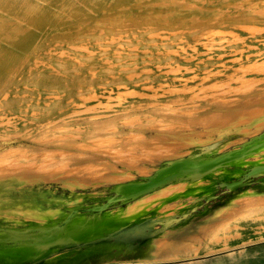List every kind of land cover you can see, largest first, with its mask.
I'll list each match as a JSON object with an SVG mask.
<instances>
[{"label":"rangeland","instance_id":"rangeland-1","mask_svg":"<svg viewBox=\"0 0 264 264\" xmlns=\"http://www.w3.org/2000/svg\"><path fill=\"white\" fill-rule=\"evenodd\" d=\"M263 107L264 0H0V248L57 231L15 264H264ZM191 156L232 174L165 206L117 190ZM107 211L145 217L127 242L67 236Z\"/></svg>","mask_w":264,"mask_h":264},{"label":"bare ground","instance_id":"bare-ground-1","mask_svg":"<svg viewBox=\"0 0 264 264\" xmlns=\"http://www.w3.org/2000/svg\"><path fill=\"white\" fill-rule=\"evenodd\" d=\"M30 6V5H29ZM31 7H32V5H31ZM30 7V8H31ZM255 27V26H254ZM256 30V29H255ZM210 31H208V33H209ZM213 32V31H212ZM257 32V31H256ZM211 33V32H210ZM215 34V33H214ZM206 35V34H205ZM209 36V35H208ZM237 37H238V35H237ZM256 67V66H255ZM258 71V70H257ZM263 78V77H262ZM231 80V79H230ZM239 80V79H238ZM245 81V80H244ZM250 81V80H249ZM221 83V82H220ZM219 83V84H220ZM244 83H246L245 85H244ZM244 83H240L242 86L244 85L245 87H246V85L248 84V85H250L251 83H247V81L246 82H244ZM223 84V83H222ZM252 85V84H251ZM253 86V85H252ZM209 87V86H208ZM244 87V88H245ZM249 88H251V86H249ZM248 88V89H249ZM247 88H245V90H248ZM239 90H240V87H239ZM242 90H243V87H242ZM244 91V90H243ZM249 92V91H248ZM213 95V94H212ZM193 96H195V94L193 95ZM197 96V95H196ZM218 96V95H217ZM222 98V97H221ZM227 98V97H226ZM225 99V98H224ZM234 99V98H233ZM264 108V107H263ZM256 109V108H255ZM261 109V108H260ZM260 109H258V110H260ZM253 110H254V108H253ZM261 112V111H260ZM163 124V123H162ZM169 124V123H168ZM94 132V131H93ZM108 136V135H107ZM107 136H105V135H103V136H99L98 138L99 139H104V140H106L105 138H107ZM77 137V136H76ZM158 139V138H157ZM156 139V140H157ZM95 140H98V139H95ZM104 140H102V143H103V141ZM109 140H110V138H109ZM155 140V139H154ZM112 141V140H111ZM176 141H177V139H176ZM100 142V141H99ZM178 142V141H177ZM95 143V142H94ZM93 143V141H92V145L94 144ZM101 143V142H100ZM121 143V142H120ZM68 144V143H67ZM97 144H99V143H97ZM95 145H96V143H95ZM164 146H165V144H163ZM94 146V145H93ZM163 146V147H164ZM173 146H174V144H173ZM108 147V146H107ZM144 147V146H143ZM162 147V148H163ZM181 147V146H180ZM105 148V147H104ZM154 148H156V147H154ZM165 148V147H164ZM108 149V148H107ZM157 149V148H156ZM155 149V150H156ZM160 149V148H159ZM171 149V148H170ZM209 149V148H208ZM207 149V150H208ZM166 151L165 152H167V150H169V148L168 149H165ZM157 151V150H156ZM170 154V153H169ZM3 161V160H2ZM9 162H11V161H9ZM8 162V163H9ZM13 162V161H12ZM11 162V163H12ZM7 163V164H8ZM6 164V163H5ZM2 165V164H1ZM11 165V164H10ZM13 165V164H12ZM5 167H8V165H6ZM4 168V167H3ZM12 168V167H11ZM5 169V168H4ZM10 169V168H9ZM22 169V168H21ZM106 169V168H105ZM14 170H15V167H14ZM13 170V171H14ZM16 170H18L17 168H16ZM103 170V169H102ZM257 170V169H256ZM264 170V169H263ZM3 171V170H2ZM90 171H91V169H90ZM99 171V170H98ZM144 171V170H143ZM258 171V170H257ZM5 172V171H4ZM7 172V171H6ZM224 173V174H226V175H231L232 173L230 172V171H228V170H226V168H224V167H216V168H214L210 173H208V174H206V175H203V176H190V177H186V178H183V179H179V180H175V181H172V182H170V183H168V184H166V185H164V186H162V187H160V188H158L157 190H155V191H153V192H151V193H148V194H145V195H143L141 198H139V199H137L136 201H134L135 202V206H136V208L138 209L139 207L141 208V206L144 204V202L147 200V199H150L149 197H154L155 196V198L157 199H160L161 198V196L163 195V197H162V199L161 200H159V204L161 203V204H163L164 206L166 205V204H169L170 202H175L176 200H178L179 198H182V196H184V194H182V192H190V194L192 195V194H196V193H198V192H203V191H206V190H209V188H211L212 186L210 185V184H208V185H206V186H202L204 183H206V182H214V178L213 177H215V175H220L221 173ZM253 172V171H252ZM0 173H1V169H0ZM129 175H131V174H126L125 175V177H128ZM133 176V175H132ZM117 177V176H116ZM124 177V176H123ZM114 178V177H113ZM119 181V180H118ZM128 182V181H127ZM133 182V181H132ZM216 185V183L214 182V185L213 186H215ZM200 188V189H199ZM159 191V192H158ZM246 195H248V193L247 192H244ZM189 194V193H188ZM189 194V195H190ZM199 194V193H198ZM201 194V193H200ZM159 195H161L160 197H156V196H159ZM244 195V194H243ZM243 195H241V197L239 198V200L240 201H243L245 198H243L242 196ZM75 196H77L78 198L79 197H86L87 196V194H81V195H78V194H75ZM245 196V195H244ZM248 197V196H247ZM246 197V198H247ZM154 198V199H155ZM249 198H251V200L249 199ZM152 199V198H151ZM150 199V200H151ZM258 198L256 197V199H255V197H252V196H250V197H248V200H250V201H252V200H254V202H256L255 200H257ZM236 200H238V199H236ZM247 200V199H246ZM147 201H149V200H147ZM245 201V200H244ZM244 201H243V203H244ZM134 202H132V203H134ZM132 203H130V204H128L127 206H130ZM154 203L155 204H157V201H154ZM235 203L236 202H234V205H235ZM239 202H237V204H238ZM241 203V202H240ZM246 203H247V201H246ZM154 204V205H155ZM248 204H249V202H248ZM254 204V203H253ZM152 206H154L153 204H151ZM230 205V204H229ZM239 205V204H238ZM237 205V206H238ZM252 205V204H251ZM144 206V205H143ZM142 206V207H143ZM152 206H150V207H152ZM240 206H243L242 208H244V206L245 205H239L238 207H240ZM250 206V205H249ZM248 206V207H249ZM253 207H254V205H252ZM123 208H125L126 209V206H122ZM132 207V206H131ZM131 207L129 208V210L128 211H130V209H131ZM157 207V206H156ZM178 206H177V204H175V205H172V206H170L169 208H167V209H163V207H162V211H163V213L164 214H166V213H168V212H170V211H172V210H174V209H176ZM229 207V206H228ZM232 207H233V205H232ZM235 207V206H234ZM238 207H236L235 209L237 210L238 209ZM251 207V206H250ZM241 208V207H240ZM143 209V208H142ZM147 209V208H146ZM150 209V208H149ZM148 209V210H149ZM232 209H234V208H231L230 207V210L229 211H231ZM141 210V209H140ZM222 210V209H221ZM242 210V209H241ZM17 211H19V210H17ZM139 211V210H138ZM142 211V210H141ZM157 211V210H156ZM160 211V210H159ZM159 211H157V212H159ZM226 211H227V209H226ZM226 211H224V212H226ZM235 211V210H234ZM151 212V211H150ZM157 212H155V213H157ZM219 212H220V210H219ZM223 212V211H222ZM20 213H21V211H20ZM107 213H110L109 211H107V212H105V213H103V214H100V215H98L97 217H87V219H83V220H80L79 222H77L76 224H73V225H71V226H69L70 228H69V230H71V232H73V236H71V237H73L72 238V242H75V243H78V242H82L83 244H93V245H96V244H110V239L111 238H120V239H122L121 241L122 242H127L125 239L126 238H124V237H119V233H121V232H123L124 230H126V229H128V228H130L132 225H135L136 223H138L139 221H141L145 216H142V217H140V218H137V219H135V220H130V221H127V222H125V223H121L123 220H124V218H125V215H119V217L117 216V217H114L112 214L113 213H110V214H107ZM152 213V212H151ZM230 213V212H229ZM148 214V213H147ZM222 214V213H221ZM143 215H145V214H143ZM219 215V214H218ZM251 215V214H250ZM215 216V215H214ZM236 217V216H235ZM135 218V217H134ZM133 218V219H134ZM237 219V218H236ZM108 220H110V221H112L113 223H107L108 222ZM224 220H229V219H224ZM224 220H222L223 222H224ZM231 220H234V219H231ZM238 220V219H237ZM230 221V220H229ZM229 221H227L228 223H229ZM69 222V221H68ZM92 222H94L93 224H91ZM219 222V221H218ZM217 223V222H216ZM228 223H226V224H228ZM221 224V223H220ZM213 230H215V229H213ZM212 230V232H214ZM216 230H217V228H216ZM48 231V230H47ZM40 232V231H39ZM98 235H101V236H99L98 238H96V239H93L95 236H98ZM88 238H90L91 240H88ZM35 239V241H33V242H27V241H25V245L26 246H16L15 245V247H18V248H16V249H10V251L7 249H5V248H0V263L1 264H15L17 261H21L22 259H13V257H15V256H17V257H24V256H26L28 259H33V258H39L40 260L42 259L41 257L42 256H44L45 255V253L47 252V251H51V250H53V249H59V247H57V246H45V247H42V248H40L39 247V245H38V243L41 241L40 239V237H35L34 238ZM93 239V240H92ZM119 240V239H118ZM117 240V241H118ZM170 243V242H169ZM168 242H160L159 243V241H157V243L155 244L156 246H157V248L158 249H161V248H165V247H167V246H170L171 245V243L169 244ZM32 245H34V246H32ZM112 245V244H111ZM3 245H0V247H2ZM4 246H7V245H4ZM155 249H156V247H155ZM157 250V249H156ZM153 251V250H152ZM162 252V251H161ZM21 254H23V256L21 255ZM153 255V254H152ZM156 255V254H155ZM149 256H151V255H149ZM19 257V258H20ZM26 258V259H27ZM165 259V258H164ZM168 259V258H167ZM156 261V260H155ZM153 262V261H152ZM117 263H119V262H117ZM116 263V264H117Z\"/></svg>","mask_w":264,"mask_h":264},{"label":"water","instance_id":"water-1","mask_svg":"<svg viewBox=\"0 0 264 264\" xmlns=\"http://www.w3.org/2000/svg\"><path fill=\"white\" fill-rule=\"evenodd\" d=\"M220 160V159H219ZM216 162L218 160H214L212 162H200L199 159L188 157V158H180L173 160L168 163L167 166L161 168L156 172V174L147 177L143 181H133L128 182L124 184H120L117 187L118 192L126 195V197L123 200H130L131 198H136L141 195H145L148 193H151L158 188L174 181L183 179L186 177H192V176H203L208 173H210L214 168H216ZM119 198H116L115 200H118ZM121 199V198H120ZM64 224L60 225L63 226ZM135 226H138V224L132 225L130 228L124 230L123 232L119 233V237L126 238L125 240L128 241V238H131L130 235H128L129 229L134 228ZM70 227L65 228L68 230L69 234L68 237H71L70 234L73 233L71 230H69ZM64 229V228H62ZM133 231V230H132ZM57 231L53 233H49L43 240H41L38 245L40 248L45 246H56L63 242L61 239H58V235L56 234ZM133 238L135 237H143V236H150L151 234H143L139 231H135L130 233ZM128 235V236H127ZM64 238V237H63ZM73 238V237H72ZM2 239V238H0ZM122 240L120 238H116L117 240ZM71 240V239H70ZM130 243V242H129Z\"/></svg>","mask_w":264,"mask_h":264}]
</instances>
